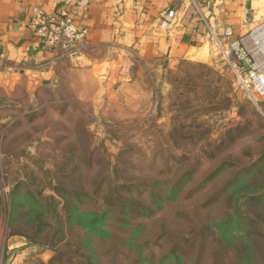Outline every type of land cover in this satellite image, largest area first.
I'll use <instances>...</instances> for the list:
<instances>
[{"label": "rangeland", "instance_id": "374dc122", "mask_svg": "<svg viewBox=\"0 0 264 264\" xmlns=\"http://www.w3.org/2000/svg\"><path fill=\"white\" fill-rule=\"evenodd\" d=\"M79 80L0 108V264L14 237L46 264H264L263 101L221 62Z\"/></svg>", "mask_w": 264, "mask_h": 264}, {"label": "crops", "instance_id": "0c3cea01", "mask_svg": "<svg viewBox=\"0 0 264 264\" xmlns=\"http://www.w3.org/2000/svg\"><path fill=\"white\" fill-rule=\"evenodd\" d=\"M87 1L81 10L72 0H0V108L21 97L43 104L45 94L56 95L79 79L114 92L126 84L135 60L213 64L219 56L208 41V26L224 43V28L232 30L233 39H241L264 22V0H192L199 4V18L186 0ZM60 10L87 32L69 53L45 50L29 28L36 12ZM166 10L175 19L162 30ZM7 250L12 264H46L53 255L19 237L8 240Z\"/></svg>", "mask_w": 264, "mask_h": 264}, {"label": "built area", "instance_id": "2783aa9c", "mask_svg": "<svg viewBox=\"0 0 264 264\" xmlns=\"http://www.w3.org/2000/svg\"><path fill=\"white\" fill-rule=\"evenodd\" d=\"M81 10L88 7L87 0H72ZM189 1L193 6L194 15L200 17L199 4ZM175 19L172 10L162 13L159 28L165 30ZM34 37L41 46L49 52L69 53L78 48L85 40L87 32L78 28L73 19L63 10L56 14L45 15L36 12L34 19L29 24ZM208 41L218 50L219 62L223 68L230 72L236 88L256 104L264 102V69L261 68L247 46V37L233 39L232 30L224 28L222 37L225 42L220 43L211 27H207Z\"/></svg>", "mask_w": 264, "mask_h": 264}, {"label": "bare ground", "instance_id": "6f19581e", "mask_svg": "<svg viewBox=\"0 0 264 264\" xmlns=\"http://www.w3.org/2000/svg\"><path fill=\"white\" fill-rule=\"evenodd\" d=\"M247 46L255 51L254 57L257 60H260V57L264 59V24L253 31L250 41H247Z\"/></svg>", "mask_w": 264, "mask_h": 264}, {"label": "trees", "instance_id": "16d2710c", "mask_svg": "<svg viewBox=\"0 0 264 264\" xmlns=\"http://www.w3.org/2000/svg\"><path fill=\"white\" fill-rule=\"evenodd\" d=\"M37 206H38V203L37 202H34ZM6 208H8L9 209V207H6ZM96 219H98V218H96ZM96 219H94V220H96ZM94 222V221H93ZM57 231H54L53 233H52V235H51V237L52 238H55L57 235ZM26 239L29 241V239L26 237ZM30 242V241H29ZM28 244H30V243H28ZM30 245H32V244H30ZM32 246H35V245H32ZM37 247H39V246H37ZM46 249V248H45ZM53 251V250H52ZM54 251H56L55 249H54ZM52 259V258H51ZM51 261V260H50ZM53 261V260H52ZM51 261V262H52Z\"/></svg>", "mask_w": 264, "mask_h": 264}]
</instances>
